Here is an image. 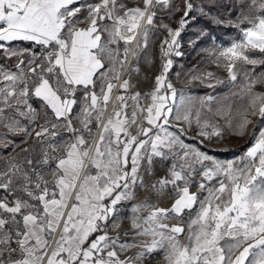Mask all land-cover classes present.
<instances>
[{
  "label": "snow or ice",
  "instance_id": "snow-or-ice-1",
  "mask_svg": "<svg viewBox=\"0 0 264 264\" xmlns=\"http://www.w3.org/2000/svg\"><path fill=\"white\" fill-rule=\"evenodd\" d=\"M200 17L241 34L208 49L247 97L225 124L244 137L259 122L231 160L186 142L223 138L201 117L216 98L173 83L185 44L215 40L184 38ZM150 39L159 67L134 91ZM0 59L14 61L0 63V264H264V0H0Z\"/></svg>",
  "mask_w": 264,
  "mask_h": 264
},
{
  "label": "rangeland",
  "instance_id": "rangeland-1",
  "mask_svg": "<svg viewBox=\"0 0 264 264\" xmlns=\"http://www.w3.org/2000/svg\"><path fill=\"white\" fill-rule=\"evenodd\" d=\"M129 6H133L135 0H124ZM176 3H182V0H176ZM223 3V0H221ZM229 3H234V0H229ZM214 12L224 13L226 12V6L219 8L218 10L213 7ZM236 11L233 8L230 16H235ZM172 23V21H166ZM242 27H247V25H242ZM203 28L205 29L207 35L215 37L211 43H204L199 51H194L191 47L185 44V56L183 59L178 60L177 63L181 64L179 72V79L173 77V83L177 88H183L188 93L193 95L196 98H204L207 95H211L216 98V100L212 103L213 111L209 113L207 109L201 114L202 119H208L212 123L218 125L223 129V138L217 140L215 137L210 142H206L204 145H200V137L194 136L193 133L195 129L188 133V137L186 138V142L193 144L195 146H199L201 150L208 152L210 155L214 156L216 159L221 161L231 160L235 157H238L243 151L249 146L251 143L253 134L258 131L259 122H254L253 125H249L248 134L244 137L233 135L231 129L225 124V118H230L232 123L235 124L236 120L239 118V113L243 110V108L247 104V97L241 98L239 95H233V92H238V87L229 88L227 84V73L223 68H217L215 65L211 63L212 57L208 53V49L215 47L218 43H223L225 46L230 44L231 42L238 40L241 38L240 30L234 27H230L227 25L221 26L214 24L211 19L199 18V26L197 28H193L191 31H186L184 38H190L199 32V30ZM160 40L156 39L154 42L150 39L149 42V50L148 57L142 58L139 63L140 74L137 76L133 73V83L138 85L135 90L147 91L152 87L151 78L155 74V71L159 67V48ZM155 60L156 63L153 65L149 62V60ZM0 63H5L11 66L14 61L13 60H3L0 59ZM14 70V69H13ZM260 69H257L259 71ZM213 72L218 77L225 80V84H218L215 88H209L199 81H192L188 83V79L191 75L201 74L204 72ZM171 75V74H170ZM147 78V79H146ZM257 91H264V85H257ZM220 105L231 106V114L227 109L224 114L218 116L215 114V110ZM131 109H129V112ZM135 131V128H133ZM15 139L19 140V137ZM7 151L10 150H6ZM19 151V149H17ZM3 164V161H0V165ZM163 172L160 170V167L157 166L156 175H162ZM154 177H150L145 173V180L151 182ZM195 190V189H194ZM156 193L154 192H141L139 196V200L137 202L143 201L146 198L154 197ZM167 203H170L168 201ZM167 203L163 200L161 201V206H167ZM128 224L125 222L121 231L127 229ZM136 251V250H133ZM151 264H164L163 258L159 257L157 260L152 261Z\"/></svg>",
  "mask_w": 264,
  "mask_h": 264
}]
</instances>
